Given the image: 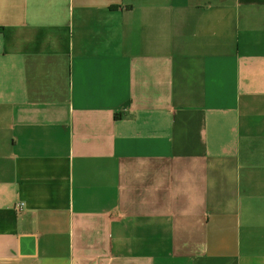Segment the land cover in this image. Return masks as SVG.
Listing matches in <instances>:
<instances>
[{
    "label": "crops",
    "instance_id": "crops-1",
    "mask_svg": "<svg viewBox=\"0 0 264 264\" xmlns=\"http://www.w3.org/2000/svg\"><path fill=\"white\" fill-rule=\"evenodd\" d=\"M3 29L0 264H264V0H0Z\"/></svg>",
    "mask_w": 264,
    "mask_h": 264
},
{
    "label": "water",
    "instance_id": "water-1",
    "mask_svg": "<svg viewBox=\"0 0 264 264\" xmlns=\"http://www.w3.org/2000/svg\"><path fill=\"white\" fill-rule=\"evenodd\" d=\"M9 30L7 29H3V30H0V37L3 36L4 34L8 33ZM230 264H234V261H230Z\"/></svg>",
    "mask_w": 264,
    "mask_h": 264
},
{
    "label": "built area",
    "instance_id": "built-area-1",
    "mask_svg": "<svg viewBox=\"0 0 264 264\" xmlns=\"http://www.w3.org/2000/svg\"><path fill=\"white\" fill-rule=\"evenodd\" d=\"M16 208H17L18 211H21L23 209V204L17 205Z\"/></svg>",
    "mask_w": 264,
    "mask_h": 264
}]
</instances>
